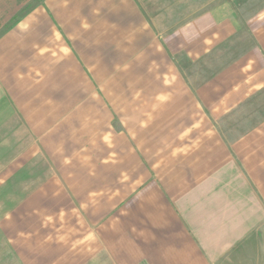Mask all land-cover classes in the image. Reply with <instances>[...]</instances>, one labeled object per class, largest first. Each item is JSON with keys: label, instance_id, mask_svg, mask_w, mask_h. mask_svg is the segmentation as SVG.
<instances>
[{"label": "crops", "instance_id": "1", "mask_svg": "<svg viewBox=\"0 0 264 264\" xmlns=\"http://www.w3.org/2000/svg\"><path fill=\"white\" fill-rule=\"evenodd\" d=\"M28 1L0 0V91L32 138L2 181L40 165L0 218L19 263L264 264V6L192 83L176 57L232 21L163 37L137 0H41L8 26Z\"/></svg>", "mask_w": 264, "mask_h": 264}, {"label": "rangeland", "instance_id": "2", "mask_svg": "<svg viewBox=\"0 0 264 264\" xmlns=\"http://www.w3.org/2000/svg\"><path fill=\"white\" fill-rule=\"evenodd\" d=\"M41 0H30L17 10L8 21V26L16 22L31 6ZM146 17L158 26L160 36H165L173 29L184 25L209 26L215 21H232L235 32L225 35V39L216 48L208 51L200 61L189 62L184 55L176 57L179 68L186 70L190 81L197 83L220 66L225 65L240 51V42L248 36V20L264 6V0H137ZM233 37V38H232ZM201 74V75H200ZM31 137L18 113L6 102V96L0 91V181L6 179L5 169L30 141ZM44 161V159L42 158ZM39 162V161H38ZM40 165L32 169L17 172L8 181L0 182V218L18 202L30 189V185L39 177ZM29 181L30 185L27 184ZM0 264H20L0 232Z\"/></svg>", "mask_w": 264, "mask_h": 264}]
</instances>
